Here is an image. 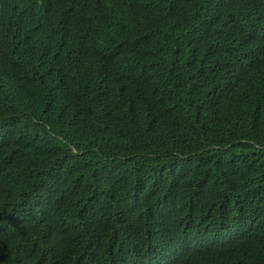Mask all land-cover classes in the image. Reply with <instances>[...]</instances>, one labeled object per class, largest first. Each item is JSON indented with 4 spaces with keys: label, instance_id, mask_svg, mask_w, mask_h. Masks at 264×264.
I'll return each mask as SVG.
<instances>
[{
    "label": "trees",
    "instance_id": "1",
    "mask_svg": "<svg viewBox=\"0 0 264 264\" xmlns=\"http://www.w3.org/2000/svg\"><path fill=\"white\" fill-rule=\"evenodd\" d=\"M0 264H264V0H0Z\"/></svg>",
    "mask_w": 264,
    "mask_h": 264
}]
</instances>
